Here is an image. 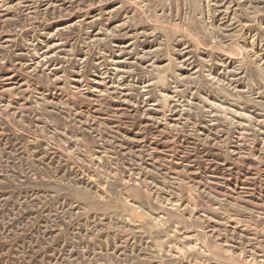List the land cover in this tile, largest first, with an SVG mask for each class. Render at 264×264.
Returning a JSON list of instances; mask_svg holds the SVG:
<instances>
[{"label":"rangeland","instance_id":"374dc122","mask_svg":"<svg viewBox=\"0 0 264 264\" xmlns=\"http://www.w3.org/2000/svg\"><path fill=\"white\" fill-rule=\"evenodd\" d=\"M0 264H264V0H0Z\"/></svg>","mask_w":264,"mask_h":264}]
</instances>
